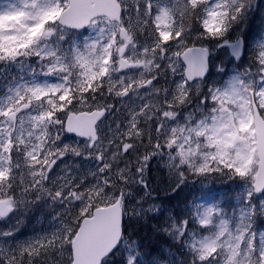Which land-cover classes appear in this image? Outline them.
Listing matches in <instances>:
<instances>
[{"label": "snow or ice", "instance_id": "6c2138e0", "mask_svg": "<svg viewBox=\"0 0 264 264\" xmlns=\"http://www.w3.org/2000/svg\"><path fill=\"white\" fill-rule=\"evenodd\" d=\"M259 8L0 0V264H264Z\"/></svg>", "mask_w": 264, "mask_h": 264}, {"label": "rangeland", "instance_id": "374dc122", "mask_svg": "<svg viewBox=\"0 0 264 264\" xmlns=\"http://www.w3.org/2000/svg\"><path fill=\"white\" fill-rule=\"evenodd\" d=\"M257 1H260L261 4L263 5L259 8V11L262 12L261 17H262V21H264V0H257ZM262 21L258 22V30L261 27ZM252 36H253V34H252ZM215 56H216V60H215L216 64H220L221 61L227 63L228 55H227V52L225 50H220V51L216 52ZM213 78H217L215 75L214 69H213ZM208 186L213 187L215 189H218L220 191H226L227 188L230 187V184L227 180H224L223 182H221L220 180H217L214 184L209 183ZM48 227H49V225H48L47 221H44L42 224H37L34 221L33 223L28 224L27 226L21 225V231L25 234V236H31L33 234L34 230L39 231L41 228H48ZM22 238H24V237H22Z\"/></svg>", "mask_w": 264, "mask_h": 264}, {"label": "trees", "instance_id": "16d2710c", "mask_svg": "<svg viewBox=\"0 0 264 264\" xmlns=\"http://www.w3.org/2000/svg\"><path fill=\"white\" fill-rule=\"evenodd\" d=\"M257 4L260 5V7L263 6L260 1H257ZM261 15H262V12H260L259 10L257 13L254 14V17L251 21L253 31L248 33V35L252 36V34L254 35L255 32L258 30V22L262 21ZM161 195H163V193H161ZM2 226L3 225L0 224V227ZM146 244H147V248L145 249L146 251L151 250L152 248H159V249L164 250L165 256L168 255V245L167 243H165V239L162 236L161 237L153 236L151 237L150 241H146ZM158 256H159V253L154 252L152 258H155Z\"/></svg>", "mask_w": 264, "mask_h": 264}]
</instances>
